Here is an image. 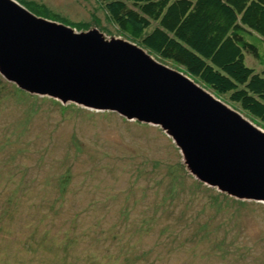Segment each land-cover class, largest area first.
<instances>
[{"label": "rangeland", "instance_id": "1", "mask_svg": "<svg viewBox=\"0 0 264 264\" xmlns=\"http://www.w3.org/2000/svg\"><path fill=\"white\" fill-rule=\"evenodd\" d=\"M27 1L122 38L97 0ZM3 80L0 264H116L105 247L119 252L122 238L126 264H264V203L236 202L197 180L160 126Z\"/></svg>", "mask_w": 264, "mask_h": 264}, {"label": "water", "instance_id": "2", "mask_svg": "<svg viewBox=\"0 0 264 264\" xmlns=\"http://www.w3.org/2000/svg\"><path fill=\"white\" fill-rule=\"evenodd\" d=\"M0 74L29 93L158 125L197 180L264 203V130L135 43L0 0Z\"/></svg>", "mask_w": 264, "mask_h": 264}, {"label": "trees", "instance_id": "3", "mask_svg": "<svg viewBox=\"0 0 264 264\" xmlns=\"http://www.w3.org/2000/svg\"><path fill=\"white\" fill-rule=\"evenodd\" d=\"M17 1L34 14L77 31L90 29L88 23L55 16L41 3ZM97 1L122 39L135 43L153 58L179 66L195 83L217 97L226 96L264 127V0ZM247 55L255 59L259 69L247 64ZM2 77L0 74V96L7 85ZM64 176L62 183L70 174ZM100 232L109 231L101 228ZM120 241L122 249L113 255L110 246L103 247L106 257L126 264V245L123 238Z\"/></svg>", "mask_w": 264, "mask_h": 264}]
</instances>
